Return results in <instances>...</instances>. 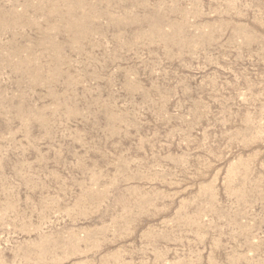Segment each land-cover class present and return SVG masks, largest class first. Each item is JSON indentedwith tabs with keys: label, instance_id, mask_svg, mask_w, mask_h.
Segmentation results:
<instances>
[{
	"label": "rangeland",
	"instance_id": "obj_1",
	"mask_svg": "<svg viewBox=\"0 0 264 264\" xmlns=\"http://www.w3.org/2000/svg\"><path fill=\"white\" fill-rule=\"evenodd\" d=\"M0 264H264V0H0Z\"/></svg>",
	"mask_w": 264,
	"mask_h": 264
}]
</instances>
